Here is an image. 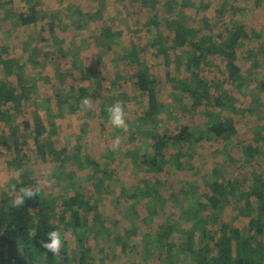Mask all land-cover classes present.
Segmentation results:
<instances>
[{"label":"rangeland","instance_id":"rangeland-1","mask_svg":"<svg viewBox=\"0 0 264 264\" xmlns=\"http://www.w3.org/2000/svg\"><path fill=\"white\" fill-rule=\"evenodd\" d=\"M4 1L6 4L0 10V43L7 47L10 56L16 57L20 60V64L27 66V72L37 86V94L32 103L16 111L19 128L16 136L22 141L29 135H33L34 120L38 117L43 118V126L47 127L44 138L53 141L55 149L66 151L70 155L67 160L66 154L64 155L62 165L60 162H53L55 160L51 158L46 160L37 155L34 141L31 140L30 147L23 148L28 151V161L34 172L33 177H39L38 186L46 195H53L61 201L67 195H73V191L63 192L65 186L63 183L61 186H55V175L62 174L61 171L66 174L72 173L77 178L76 181L86 198L98 205L99 217L93 228L102 236L98 239L88 236L87 245L91 248V252L85 264H144L145 259L146 264H162L159 254L153 251L154 247L145 242V236L150 234L153 240V237L157 236L158 228L169 220H177L184 209L185 197L181 195L184 182H197V190L200 189L203 193L207 188L205 183L211 179L205 176L212 174L216 169L221 170L225 175H230L241 184L246 183L244 178L247 174L257 170L264 173L263 53L259 55L262 67L256 70L252 68V60H243L242 56L239 59L243 66V74L247 76L249 83L243 85L238 82L241 88H237L231 82L225 86L235 99L236 111L247 110L244 114L228 113L234 119L237 128V134L229 140L234 148L229 149L225 155H221L218 151L222 148V142L200 143L197 146L199 148L196 156L190 160V167L179 169L173 175L167 173L159 175L162 185L158 186V191L160 194L164 193L166 202L164 205L156 204V201L149 197L134 199L130 193L145 186L143 180L148 173H145L144 167L136 163L134 153L137 151L141 154L151 153L149 136L146 135V132L151 130V126L145 123L140 129L137 128L138 118L147 106V96L140 94L133 76L139 67L130 66L127 61L123 62L121 57L129 51L130 47H141L142 60L149 66L150 73L160 81L157 88L160 101L165 105H171L168 112L160 116L161 125L168 127L171 119L177 120V124H194L203 127L204 122L208 120L205 112L212 110L213 106L206 104L202 105L198 111L190 110L191 102L187 99V94L182 93L181 83L191 80L192 72L187 71L184 64H178L175 61V55L178 52L171 53V59L177 65L167 64L162 56L154 54L155 47L152 45L158 38L155 30L149 32L145 26L146 21L155 16V11L150 9L153 5L151 3L147 6L141 5L143 0H125V2L105 0L102 6L99 5V0ZM260 1L262 4L259 7L262 9L258 18L256 14L259 9H257L256 0H233L237 9H243V12H236L237 9H235L236 15L234 14L233 18H231L232 11L225 17L216 13V9L219 8L216 0H192L193 6L191 9H185V13L191 17L189 19L191 26L201 25L204 19L210 21V29L207 32L214 35L215 39L218 38L216 37L218 33L222 32L223 36L218 39H224V41L227 39L225 29L231 19L237 24L243 23L248 37L238 45L237 54L241 55L249 51L256 54L257 50L264 46L253 38V31L264 35V0ZM33 5L44 17L36 24L17 25L16 19L19 13H27L28 8ZM71 6L78 7L80 11L86 13L84 15L86 24L81 30H76L74 27L73 23L76 19L71 17L69 10ZM100 7L103 8L101 18L97 21L89 18L90 15L95 16ZM159 8L157 13L162 16L166 9L160 6ZM48 25H53L55 29L50 35H45L43 31ZM107 28L116 34L110 49L103 45L102 39L97 40L101 30L105 31ZM56 41L61 42L63 50L54 46ZM169 45H171L170 42ZM72 49L79 54V60L84 67L89 69V79L83 81L82 73L78 68L74 70L77 79L70 78V73L65 76L69 67H73L69 53L73 51ZM28 55L35 60L36 63L33 62L35 64H31L32 60H28ZM210 62L215 66H204L202 70H199L200 77L203 76L213 83L216 77L223 79L221 72L216 71V67L225 70L222 60L219 64H215V58L212 61L210 59ZM60 72H63V75ZM58 73L62 77H58ZM70 83L82 84L90 89L87 98L92 102L91 110L81 111L78 107L73 115L59 118L55 116L53 121L57 120V127L53 128L48 124L46 107L43 108L40 103L43 98L48 97H52L54 102L55 92L62 91L63 87L69 86ZM177 99L182 101V109L177 105ZM117 101H122L124 104L129 127L127 132L113 128L108 123V115L107 118L101 115V106L107 110L109 105ZM48 106L50 109L52 107L55 113L54 106L50 103ZM10 109H12L11 105ZM35 112H38V115ZM26 122H29L31 126H25ZM11 137L13 135L9 127L0 122V202L5 196H15L12 187L21 177L15 175L19 171L18 167L9 165L12 151L16 149L15 145L10 143ZM117 137L120 138V147L115 150L114 142ZM247 145L260 146L263 149V155L252 164L244 162L241 151L243 146ZM77 151H80V160L88 161V164L86 163V166L82 168L73 158L77 155ZM100 182L105 188L103 194H99L95 189V183ZM154 208L159 213H151ZM225 213L236 216L238 212L234 207H227ZM93 218L95 214H89L91 222ZM234 218L236 227L247 231L248 218ZM66 229L64 227L62 230L63 238L69 244L76 246L77 240L71 229L70 231ZM197 231H200L199 228ZM120 238L122 242L119 241ZM197 240L198 236L194 244ZM20 257L23 258L22 255Z\"/></svg>","mask_w":264,"mask_h":264},{"label":"trees","instance_id":"trees-1","mask_svg":"<svg viewBox=\"0 0 264 264\" xmlns=\"http://www.w3.org/2000/svg\"><path fill=\"white\" fill-rule=\"evenodd\" d=\"M104 1L99 0V5L102 6ZM118 1L125 2V0ZM216 1L219 3L216 13L223 17L230 11H232L231 18L234 14L236 15V12H243L242 8L237 9L233 0ZM149 3L153 5L150 9L155 11V16L146 21L145 26L149 32L155 30L158 38L153 41L154 54L162 56L167 64H173L171 53L178 52L175 55V61L178 64H184L187 71L192 72L193 78L181 83L182 93L187 94V99L191 102L190 110L198 111L202 105L206 104L213 106L212 110L205 112L208 120L204 122L203 127L194 124L181 125L176 123L177 120L171 119L168 127L161 125L160 116L168 112L171 105H165L160 101V93L157 89L160 81L150 73L149 66L142 60L141 47H130L129 51L121 57L123 62L127 61L130 66L139 67L133 76L140 94L147 96V106L138 118L137 128L140 129L145 123L151 126V130L146 132L150 140L151 153L141 154L137 150L134 153L136 163L144 167L145 173H148L143 180L145 186L130 193L134 199L149 197L156 201V204L164 205L166 202L164 193L160 194L158 191V186L162 185L159 179L160 174L173 175L179 169L190 167V160L194 159L199 148L197 146L202 142L209 144L222 142V148L219 147L221 149L218 151L221 155H225L229 149L234 148L229 140L237 134V128L234 119L228 113L244 114L247 110L236 111L235 99L225 86L231 82L237 88H241L238 82L243 85L249 83L247 76L243 74V66L239 59L242 56L243 60H252L253 70L261 68L259 55L264 54V46H261L256 54L249 51L238 55L236 49L245 41L248 33L243 23L237 24L233 19L228 22L225 29L227 33L225 41L218 39L223 36L222 32L216 36L217 40L214 35L207 32L211 22L206 19L199 26H191L189 24L191 17L186 15L185 9H191L192 0H143L141 5L147 6ZM5 4L4 0H0V10ZM261 4L262 1L256 0V6L259 9L257 18L261 13L262 8L259 7ZM159 6L167 10H164L162 16L157 13ZM235 9H237L236 12ZM69 10L71 17L76 19L73 23L76 30L83 29L86 24L84 20L86 13L75 6H71ZM102 13L103 8L100 7L95 16L90 15L89 18L97 21ZM130 16L133 15L130 14ZM43 17L33 5L28 8L27 13H19L16 23L21 26L36 24ZM160 26L163 27L160 28ZM54 29L53 25H48L43 32L45 35H50ZM115 36L116 34L107 28L105 31L101 30L97 40L102 39L103 45L110 49ZM253 38L264 44L263 34L253 31ZM54 46L63 50L60 41H56ZM72 50L69 53L73 67H69L65 76L70 73V78L77 79L74 70L78 68L82 73V80L89 79V69L80 62L79 54ZM214 58L215 64H219L222 60L225 70L216 67L217 73L221 72L223 79L216 77L213 83L203 76L200 77L199 70H202L204 66H215L210 62V59L212 61ZM28 60H32L30 55ZM19 62L20 60L10 56L7 47L0 43V122L7 125L13 135L10 143L12 142L16 149L12 151L9 165H16L21 172L19 181L14 182L17 189L21 186L37 187V182L40 181L39 177H33L34 172L28 161V151L23 148L24 146L29 148L31 140L34 141L37 155L46 160L51 158L55 160L53 162H60L62 165L64 155L66 154V160L70 157L66 151L55 149L53 141L44 138L47 127L43 126V118L38 117L34 120L33 135H29L22 141L16 136L19 130L16 111L31 104L37 94L36 83L27 72V66ZM33 62L35 60H32L31 64L36 63ZM60 73L63 75V72ZM60 73L58 77H62ZM89 91L90 89L82 84L70 83L69 86H64L62 91L55 92L54 102L52 97L43 98L40 104L43 108L46 107L48 124L55 128L57 127V120L53 121L55 116L59 118L73 115L79 107L78 103L88 97ZM177 100V105L182 109V101ZM49 103L54 106L55 113L52 107L49 108ZM35 114L38 115V112ZM101 115L107 118V110L104 106H101ZM24 125L31 126L29 122ZM241 151L244 162L249 164L263 155V149L260 146H243ZM79 152L77 151V155L73 158L82 168L86 166V163L88 164V161L80 160ZM61 172L63 173L55 175V186H61L63 183L65 185L63 192L73 191V195H67L61 201L53 195H46L42 190L36 197L26 200L21 207L12 206L14 197L5 196L1 199L0 264L86 263L88 254L91 252V248L87 245L88 236L94 237L93 239L102 236L93 228L99 217L98 205L86 198L74 174ZM205 177L211 179L205 183L207 188L203 193L200 189L197 190V182H184L181 188V195L185 197L184 209L177 220H169L158 228L157 236L153 237V240L150 234L146 235L145 242L154 247L153 251L159 254L162 264H264V173L257 170L247 174L244 178L245 184H241L240 181L225 175L218 169ZM95 189L99 194L105 191L102 182L95 183ZM227 207H234L238 212L236 216L227 215L225 213ZM91 213L95 214L92 222L89 220ZM151 213H159V211L154 208ZM234 217L248 218L247 231L236 227ZM64 227L67 231L71 229L77 240L76 246L69 244L63 238ZM198 228L200 231H197ZM51 231H59L64 241L59 257H54L41 247V241L48 242L47 235ZM196 236L198 240L194 244ZM119 241L123 240L120 238ZM21 255L23 258L20 257ZM146 261L145 259L144 264L147 263Z\"/></svg>","mask_w":264,"mask_h":264},{"label":"clouds","instance_id":"clouds-1","mask_svg":"<svg viewBox=\"0 0 264 264\" xmlns=\"http://www.w3.org/2000/svg\"><path fill=\"white\" fill-rule=\"evenodd\" d=\"M81 111H89L92 107V102L88 98L81 100L79 105ZM108 123L116 129H120L124 132L129 130L126 112L124 104L122 101H117L112 105H109L107 108ZM120 147V138L117 137L114 142V149L118 150ZM17 177L21 175L20 171L15 173ZM39 184V181L37 182ZM40 187H28L21 186L17 189L14 185L12 187V192L15 194L14 199L12 200L13 207H21L25 204V201L32 199L40 194ZM47 241H41V247L46 251L51 253L54 257H59L63 248L64 241L62 239L61 233L59 231H51L47 235Z\"/></svg>","mask_w":264,"mask_h":264}]
</instances>
